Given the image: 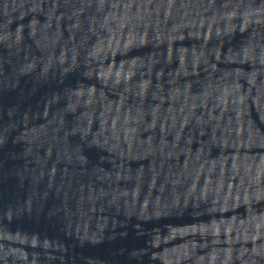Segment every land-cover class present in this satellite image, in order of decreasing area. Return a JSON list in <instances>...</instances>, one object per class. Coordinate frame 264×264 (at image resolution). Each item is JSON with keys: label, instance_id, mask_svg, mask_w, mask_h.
Instances as JSON below:
<instances>
[{"label": "water", "instance_id": "95a60500", "mask_svg": "<svg viewBox=\"0 0 264 264\" xmlns=\"http://www.w3.org/2000/svg\"><path fill=\"white\" fill-rule=\"evenodd\" d=\"M0 264H264V0H0Z\"/></svg>", "mask_w": 264, "mask_h": 264}]
</instances>
